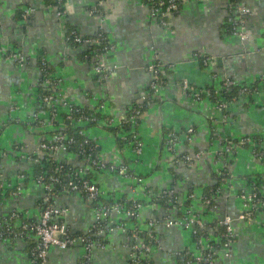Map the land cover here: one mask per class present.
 <instances>
[{
  "label": "crops",
  "instance_id": "obj_1",
  "mask_svg": "<svg viewBox=\"0 0 264 264\" xmlns=\"http://www.w3.org/2000/svg\"><path fill=\"white\" fill-rule=\"evenodd\" d=\"M236 2L251 9L246 20V40L227 30L228 8ZM65 5V15L58 17L48 0H0V126L6 123L0 132V181L23 185V192L17 196L6 190L0 211L19 210L24 219L30 220L40 215L39 202L44 189L32 177L37 166L27 155L36 152L41 141L64 128L61 119L55 126L28 123L35 112L49 117L50 107L42 108L38 101L42 78L39 61L45 56L53 75L61 80L60 94L64 99L91 110L103 103V113L114 118L113 127L80 124L77 125L80 132L96 142L100 156L106 161L125 163L135 176L143 178L139 183L131 176L95 174L107 200L136 197L145 206L138 219L112 217L111 223L121 221L125 229L116 228L108 234L109 247L93 251L94 264H129L135 229L145 237L149 220L162 218L166 211L145 195L150 188L174 189L202 216L208 234L215 240L219 231L217 220L241 212L242 201L238 196L241 189L256 188L264 196V153L256 156L253 146L246 144L238 145L227 158L229 175L218 186L217 208L209 210L202 200L224 169V161L215 153L221 146L220 136L263 140L264 152V0L190 1L173 15L167 26L153 18L141 0H65ZM27 8L32 11L24 17ZM71 28L85 37L99 32L107 36L114 48L105 53L104 60L116 65L110 75L101 78L95 73L92 59L85 57L88 45L66 40ZM12 51L25 55V64L8 59ZM204 59H209V65L204 64ZM157 61L164 65L166 82L137 128L144 141V152L137 156L132 146L123 142L118 125L148 90L151 81L148 66ZM225 77L254 88L251 94L230 102L225 110L219 109L210 98L197 101L180 83L185 79L193 88L218 86ZM189 127L194 128L191 139L186 133ZM173 131L179 135V142L170 151L166 139ZM17 145L22 146L20 151L15 150ZM199 151L205 155L193 167L179 160L186 152ZM56 156L83 164L75 152ZM23 172L30 177L19 179ZM190 194L195 196L190 198ZM57 205L68 209L65 220L75 233H83L92 226L93 203L78 194H62ZM181 212L176 208L170 210L173 217ZM234 229L232 263L264 264V208L252 221L236 220ZM154 230L158 242L141 264H184L180 252L194 249L191 233L163 223ZM30 241L0 243V264H31ZM82 257L83 248L79 244L66 250L53 248L48 264H77ZM216 264H227V260L219 256Z\"/></svg>",
  "mask_w": 264,
  "mask_h": 264
},
{
  "label": "built area",
  "instance_id": "obj_2",
  "mask_svg": "<svg viewBox=\"0 0 264 264\" xmlns=\"http://www.w3.org/2000/svg\"><path fill=\"white\" fill-rule=\"evenodd\" d=\"M141 1L149 7L153 18L157 19L161 25L167 26L173 15L185 3L210 0ZM55 2V4L50 2V6L56 11L58 17H63L66 13L65 3L63 0H55ZM31 11L32 9L27 8L22 15L26 17ZM94 11L96 10L94 9ZM250 14L249 6L238 2L230 4L227 16L228 32L246 40L248 38L246 20ZM66 40L75 45L86 44L89 46L85 57L92 59L94 71L101 78L110 75L116 69V65L108 64L104 60L105 53L112 50L114 45L108 41L103 32H99L93 37H85L78 29L71 28L66 35ZM7 58L19 64L26 62V56L16 51L9 52ZM204 64L209 65V59H204ZM39 65L42 72L40 86L46 92L38 94V101L42 108L50 107L49 117L43 118L35 112L28 123L39 127L55 126L61 119L60 122L64 128L55 132L50 139L41 141L36 152L27 155V159L40 168L32 176L44 189V194L39 202V218L36 220L24 219L22 213L15 209L9 213L0 211V243L10 244L18 240H31L29 245L31 264H48L51 249L66 250L79 244L83 248V257L77 264H94L93 251L95 249L104 251L109 247L108 234L116 228L125 229V225L121 221L115 225L111 223L112 217L118 215L138 219L145 206V202L136 197L131 199L122 196L111 197L110 200H107L104 190L95 179V174L111 172L126 177L131 176L139 183L143 181V178L135 176L125 163H112L102 158L97 150L96 142L88 136L80 131L76 134L68 130L67 122L76 126L94 123L113 127L114 118L103 113L105 109L103 103L95 110H91L86 106L64 99L60 94L61 80L53 75L45 56L40 58ZM163 67L164 65L158 61L148 66L151 74L148 90L143 93L140 100L133 105L127 116L118 125V129L122 132L123 142L132 146L137 156H141L144 152V141L139 136L137 128L142 121L144 112L166 82L163 76ZM180 83L183 89L189 91L197 101L210 98L222 110H225L230 102L236 101L241 95H249L254 90L251 86L240 84L231 77H225L218 86L193 88L185 79ZM235 88H237L238 94L228 97V94L230 95ZM5 125L6 123L0 126V132ZM186 133L188 139H191L190 136L194 133V128H187ZM219 138L221 146L215 153L218 159L224 161V169L220 172L223 178L229 175L227 158L235 152L238 145L251 144L253 153L259 157L264 153L263 140H254L250 136H244L239 140L224 138L223 136ZM178 142L179 135L177 132H170L166 139V147L170 151H174ZM21 149V145L15 146V150L20 151ZM61 152H75L83 160V164L77 165L60 160L56 155ZM203 155H205L204 151L195 154L186 152L182 154L179 160L185 166L193 167L197 159ZM45 161H48L49 164L46 165ZM18 177L24 180L29 178L30 174L23 172ZM7 189H10L12 195L17 196L23 192V185L21 182L12 184L11 182L0 181V204L3 202ZM219 192V187H213L208 194L202 196L203 203L209 210L217 208L216 198ZM62 194H78L86 201L94 204L93 224L87 231L75 233L66 222L65 217L68 209L57 205V199ZM145 195L151 199L152 203L163 205L166 211L162 218L157 217L149 220L145 237H142L139 229H135L129 264H141L146 260V256L154 243L158 242L154 227L160 223L167 227L179 226L191 233L194 249H184L180 252L184 264H216L219 256L227 260V264H233V245L236 239L234 222L236 220L252 221L257 212L264 208V196L258 189H241L238 193L242 201L241 212L237 216L227 214L217 220L216 224L219 231L214 240L208 234L209 228L202 216L193 207L185 203L174 189L167 188L155 191L150 188L146 189ZM194 196V194H190L189 197L193 198ZM172 208L181 210V215L173 217L170 214Z\"/></svg>",
  "mask_w": 264,
  "mask_h": 264
},
{
  "label": "trees",
  "instance_id": "obj_3",
  "mask_svg": "<svg viewBox=\"0 0 264 264\" xmlns=\"http://www.w3.org/2000/svg\"><path fill=\"white\" fill-rule=\"evenodd\" d=\"M49 2H51V3H56L55 2V0H48ZM63 2L65 3V0H63ZM42 92H46V90L45 89H43L41 86H39V92H38V94L39 93H42ZM238 94V90H237V88H235L234 90H232V92L230 93V95L228 94V97L229 96H231V95H237ZM68 130L70 131V132H73V133H79V131H80V127H77L75 124H73V123H70L68 126ZM117 130V129H116ZM45 164L46 165H48L49 164V162L48 161H45ZM35 170L36 171H39L40 170V168L37 166L36 168H35ZM224 178L223 177H220L219 178V181L214 185V188H217L218 186H219V184H220V181L221 180H223ZM209 193V191H207V193L206 194H208Z\"/></svg>",
  "mask_w": 264,
  "mask_h": 264
}]
</instances>
